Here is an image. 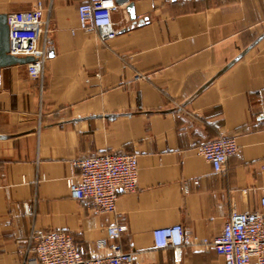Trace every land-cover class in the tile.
Listing matches in <instances>:
<instances>
[{"label":"crops","instance_id":"obj_1","mask_svg":"<svg viewBox=\"0 0 264 264\" xmlns=\"http://www.w3.org/2000/svg\"><path fill=\"white\" fill-rule=\"evenodd\" d=\"M38 1L54 40L44 80L26 65L0 72V264H21L34 224L69 231L89 256L112 223L126 225L117 241L136 264H229L201 244L156 248L153 230L212 238L233 210L260 208L264 0H128L107 43L79 28L86 0H0V14ZM222 135L239 151L218 173L199 148ZM100 153L139 155L138 190L113 212L84 206L66 180L72 159Z\"/></svg>","mask_w":264,"mask_h":264},{"label":"built area","instance_id":"obj_2","mask_svg":"<svg viewBox=\"0 0 264 264\" xmlns=\"http://www.w3.org/2000/svg\"><path fill=\"white\" fill-rule=\"evenodd\" d=\"M115 0H86L79 4V28L94 31L107 43L118 34L113 12ZM49 12L42 1L27 11L8 14L10 53L33 56L26 65L30 77L43 81L49 52L54 44L51 36ZM200 153L211 163L215 172L224 173L229 159L238 153L235 137L222 135L200 145ZM77 172L67 177L74 199L96 213L113 212L121 192L138 190L139 155L137 153H100L81 156L70 161ZM198 183L197 180L194 181ZM28 216H33L30 203L21 205ZM126 225L112 223L95 250L86 256L72 233L65 230L44 229L34 224L21 250V264H136L137 251H126L117 241ZM156 248L181 249L188 243L213 248L229 264H264V195L260 208L253 211L233 210L222 231L212 238L191 240L181 223L157 227L153 230Z\"/></svg>","mask_w":264,"mask_h":264},{"label":"water","instance_id":"obj_3","mask_svg":"<svg viewBox=\"0 0 264 264\" xmlns=\"http://www.w3.org/2000/svg\"><path fill=\"white\" fill-rule=\"evenodd\" d=\"M117 4H124L128 0H115ZM127 10L132 19L136 17L134 3L127 5ZM54 51L50 50L49 55H53ZM34 60L33 56H15L10 53V28L8 24V14H0V72L2 68L13 65H25ZM6 135L0 134V138H6Z\"/></svg>","mask_w":264,"mask_h":264}]
</instances>
